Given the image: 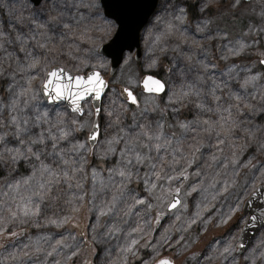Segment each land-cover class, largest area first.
I'll use <instances>...</instances> for the list:
<instances>
[{
    "label": "snow or ice",
    "instance_id": "snow-or-ice-1",
    "mask_svg": "<svg viewBox=\"0 0 264 264\" xmlns=\"http://www.w3.org/2000/svg\"><path fill=\"white\" fill-rule=\"evenodd\" d=\"M32 2L40 4L41 0ZM210 3L211 0H204L200 11L209 9ZM162 8L163 15H158L156 20L164 23V30L154 35L148 48L150 55L143 66L149 72L138 79L129 77L127 86L121 87L123 102L111 100L109 107L98 103L108 87L100 69L107 66L108 56L119 61L124 49L131 47V41L137 30L144 25L151 10L146 0H43L40 13L29 18L27 33L23 28L14 29V34L0 30V51L6 57L9 68L11 64H15V69L11 71L0 64V76H11L14 80L17 73L26 74V86L17 91L10 83L9 99L0 101V175L11 177L10 182L5 179L4 187L7 190L0 189V194L8 198L0 200V212L4 213L0 215V235H17L16 232L7 231L5 225L9 223H32L39 227L42 219L45 227L56 228L76 223L78 218L72 214L59 216L44 213V208L55 204L68 193L70 198L63 202L71 207L72 213H78L85 206L86 198L90 197L91 208L96 209L98 216L113 213L131 216L139 205H144L149 210L160 206L167 210L178 207L187 209L184 198L199 192L201 200L195 205L197 211L184 223L192 225L197 221L206 222L210 217L202 218V212L223 195L232 194L239 183L241 168L255 169L259 176L253 177L250 189L244 190L242 195H236L227 213L219 215V223L227 224L229 230L238 228L239 233H243L249 225L264 230V207L256 205L258 214H245L241 208L242 202L247 206L246 197L250 199L258 195L257 182L264 187V162L257 167L252 162L255 157L241 161L242 155L249 148L264 156V119L257 123V117L264 118V83H260L264 79V72H253L246 68L241 77L238 66L232 63L226 73L227 80L235 81V86L243 90L241 94L233 91L227 81L217 82L213 78L214 73L209 76L210 69L216 65L200 60L198 64L201 74L197 75L196 80L200 83L211 80L206 93L210 100L203 99L204 93L196 84H182L179 91L171 90L166 80L150 70L161 66L160 57L169 50L170 38L188 42L182 31V25L188 18V9L183 0H165ZM165 16L169 18L165 19ZM98 19L100 23L96 22ZM17 20L22 23L19 17ZM210 23V20L205 19L203 26L196 25L195 31L203 33ZM109 37L110 43L101 50V43ZM192 43L196 41L193 40ZM9 45L13 46L11 51L8 49ZM247 47L246 43L238 41L236 46L227 48L226 51L235 57L241 55ZM179 48L180 44L177 43L173 50ZM260 55L264 57V52ZM222 58L227 60L228 56ZM66 63H72L76 75L68 70ZM260 64L264 65V59L260 60ZM82 68L89 71L80 74ZM171 71L169 68V72ZM37 77L39 86L34 87L33 81ZM134 85L141 86L142 92L147 94L143 109L134 92ZM250 87L252 91H249ZM218 92L221 94L218 95ZM40 94L52 101L69 100L74 113L81 117L87 114L95 118L67 120L61 113L53 118L47 110H40ZM160 94L168 96L169 106L177 116L180 107L175 105L183 107L185 103H190L198 110L192 120H176V126L184 130L180 136L172 133L170 138L164 131L167 107H147L149 99ZM192 97L196 99L193 100ZM89 101L93 103L85 109L84 103ZM129 102L135 107L129 108ZM157 111L160 112L157 120H149L146 116V112ZM129 112L132 131L127 130L122 119ZM202 113H213L217 118L204 119L201 118ZM101 119L105 121L103 132ZM109 128L116 129V132L108 133ZM85 129L86 138L80 139L78 134ZM185 132L195 133L190 137L192 143L187 147L182 139ZM206 138L215 140L214 144L209 145L215 152L210 155V162L207 163V168L216 169L215 175L209 177L207 172L198 169L195 175L205 177L207 182L200 180L185 189L183 181L193 174L189 169L196 164ZM121 144L123 146L119 147ZM90 155L105 163L114 157L116 159L106 169H101L90 162ZM139 166H144L146 170L142 173ZM21 167L28 174L17 179L12 174L19 175ZM102 171L108 173L107 178L101 175ZM87 183H91L90 189L85 188ZM133 184H142L145 195L130 187ZM62 185L66 187H61ZM157 190L159 194L155 195ZM109 194L110 198H106ZM98 199L99 204H96ZM162 215L164 213L156 214L157 223ZM176 218L180 219L179 216ZM143 223L147 225V221ZM114 231H120L116 224L109 227L107 233L99 234V242L103 243V236ZM170 231L171 227L165 228L153 245L154 264H175L167 256L155 258L165 246L171 247ZM140 232H145L140 224L131 229V233ZM93 233V240H97L95 227ZM150 233L149 225L145 234ZM70 238L75 241L74 236ZM48 241L49 237L40 236L31 248V255L37 260L43 255L44 260H40L39 264H46L49 258H52L51 264H61L55 258L59 252L75 248L71 255H76L80 250L79 244L70 245L63 238L54 243ZM261 242L264 243V240ZM136 244L137 239L132 238L123 250L129 251ZM28 247L25 245V248ZM244 248L241 236L233 234L215 252L225 264L229 260L231 264H236L237 257L233 253L240 250L243 255ZM20 255L30 257L29 252H21ZM257 257L264 262V250L257 251L255 247L249 249L244 255L245 264H256Z\"/></svg>",
    "mask_w": 264,
    "mask_h": 264
},
{
    "label": "rangeland",
    "instance_id": "rangeland-1",
    "mask_svg": "<svg viewBox=\"0 0 264 264\" xmlns=\"http://www.w3.org/2000/svg\"><path fill=\"white\" fill-rule=\"evenodd\" d=\"M204 0H183L184 6L188 9V18L187 21L182 25V31H184L185 36L187 37V43H184L182 40L177 38H170L168 41V51L165 54H161V57H164L166 54L169 56L166 58V63L163 66V72L160 75V78L166 80L169 84L171 90L179 91L181 85L196 84L197 88H200L204 93L203 99L208 101L210 97L206 95L208 88L211 86V80H208L207 83H200L196 80L197 75L201 74V69L199 67L198 61L204 60L208 63L216 65V67L211 68L208 75L212 76L214 73V79L219 82L221 80L227 81L233 91H239L243 94V90L235 86V81L227 80V70L232 63H235L239 70L240 75L243 77L244 70L251 69L253 72H264V68L260 65H238L237 58L249 51H254L257 53L264 52V0H253L252 2L246 3L244 0H239L237 3L236 0H211L210 6L218 5L220 8L219 12L213 11L212 7L210 9L212 12H215L212 16H209L208 10L204 12L200 11L202 3ZM165 3V0H159L158 8L150 19L147 26L141 32V52L142 58L139 62H136L134 59V54L126 53L124 55V60L119 67L118 71L113 75H109L110 69V60L105 68L100 69L103 76H105L107 82H109L108 90L102 99V105L105 107L110 106L111 100H116L117 103H122L123 100L118 94V86H127V79L129 77L133 79H138L142 74L138 73V70L143 73L149 72L143 66L147 63L148 48L151 44L154 35L164 30V23L156 20L158 15H163L162 5ZM8 5V7H4ZM43 6V0L41 4L35 7L29 0H0V30L5 32H12L14 34V29L23 28L25 33L28 31L29 27V18L33 14H39L40 9ZM233 16L249 17L250 20L248 24L237 34L231 33L230 29H227L222 25L225 18H231ZM17 17L20 18L22 23H19ZM169 17L165 16V19ZM208 19L211 23L207 26L203 33L196 32L195 28L197 24H202V22ZM100 23L98 19L96 21ZM231 22V21H230ZM229 22V23H230ZM250 29H252L250 31ZM210 37V38H206ZM111 39H105L101 46L108 42ZM196 43H192V41ZM241 41L248 45L246 50L241 53L239 56H231L226 49L231 48L237 45V42ZM255 41V43H253ZM179 43V50H173L174 46ZM11 45L8 46L9 51L12 50ZM183 53V55H182ZM228 56V59L225 60L222 57ZM261 57V55L259 54ZM130 59H126L129 58ZM186 57H191L187 59ZM259 57V58H260ZM0 64L9 71L15 69V64H9L6 62V57H4L3 52L0 51ZM227 66V67H226ZM66 67L72 74H77L73 71L72 63H66ZM169 68L172 69L169 72ZM180 71L177 72L176 70ZM153 70V69H152ZM89 71V69H81V73ZM151 71V70H150ZM35 74V73H33ZM26 74L17 73L15 79L11 76H0V101H6L9 99L8 85L13 84L14 90H19L20 87L26 86ZM264 83V79L260 81ZM33 86H39V77L37 80L33 81ZM134 92L141 101V109L145 107L144 97L147 94H144L140 91L139 85H134ZM249 91H252L251 87ZM227 90H225V93ZM218 95L221 93H217ZM193 100L196 97H192ZM40 110H47L51 117H55L57 113H61L62 117L67 120L71 119H82L90 120L94 117H89L85 114L83 117L72 114L68 111L67 107L64 104L58 106H49L43 96L40 94L38 101ZM91 106V101L84 103L85 109H88ZM129 108H134L135 106L127 105ZM158 108H168V111L165 113V128L164 131L171 138V134L175 133L176 136H180L184 130L176 126V120H192L193 117L197 114V111L194 106L190 103H185V106L181 107L180 105H175L180 107V113L177 114L172 112L171 106H169L168 96L162 94L156 97H152L148 101V108L157 107ZM146 116L149 120H157L160 118V112H146ZM201 118L207 119H216L217 117L213 113H202ZM124 126L128 131H132V121H131V112L128 116L122 118ZM138 119H140L138 117ZM261 117H257V123L261 121ZM140 122H143L140 119ZM101 131L103 132L105 121L101 119ZM116 129L109 128L108 133H115ZM87 134V129L82 130L78 135L80 139H85ZM195 133L185 132L182 139L184 141L185 147L188 144L192 143L191 136ZM203 135V134H202ZM199 139V137H197ZM103 139V136L101 137ZM175 143V141H173ZM215 140L211 138H206L204 141V147L201 149V152L198 154V159L196 164H193L189 169L193 173L188 180L183 181V188H188L192 184H197L200 180H205V177H197L195 172L199 169L202 172H207L208 176L211 177L215 175V168H207V163H209V157L212 153L215 152V149L209 147V145L214 144ZM123 145H119L122 147ZM154 154V153H153ZM225 154H227V149H225ZM255 157L253 159V164H256L257 167L264 162V156H261L259 153L254 152L249 148L241 157L243 162L245 159ZM90 162L101 169H106L113 160L105 163L104 161L95 160L89 156ZM141 172L143 173L144 166H139ZM220 171L223 172L221 169ZM28 172L21 167L19 169V175L13 173L12 175L15 178L19 179L21 175H27ZM101 175L107 178L108 173L102 171ZM228 175H231V168L228 169ZM258 177L259 173L255 169L251 168H241L239 169V183L236 188L232 191L231 195H223L222 198L217 199L208 205L207 208L202 212L203 217H210L206 222L197 221V223L192 225H187L184 223L189 217L192 216L194 212L197 211L196 203L201 200L199 192H195L190 196L184 198L185 203L187 204V209L177 208L173 212H167V210L160 206L155 207L151 210L147 209L144 205H139L133 210L131 216H122L115 213L111 215H102L98 216L95 208H91V203H89L90 197L86 198L85 206L80 209L78 213H72L71 207L64 204L65 199L70 198V193L62 196L55 204L44 208V213L47 215H67L72 214L78 219L76 223H69L61 228H56L54 226L45 227L43 220L39 221L40 226L37 227L35 224L28 223L24 225H12L6 224L5 228L9 232H16L15 237L9 236L7 234L0 235V264H39L40 260H44L43 255L39 256V260L35 256L31 255V248L34 246L35 241L38 237L44 236L49 237V243H54L55 240L63 238L67 241L68 244H79L80 250L78 254L71 255L72 251H75V248L65 249L59 252L56 255V259L61 261V264H154L152 257L155 256L153 252V245H155L156 240L160 238V234L164 231L165 228L171 227L169 233L171 237V247L165 246L160 250V255L156 256V259L162 257H172L179 264H225L221 257L215 252L217 247L222 248L224 243L230 240L233 234H239L238 228H231L227 224L219 223V215L227 213L228 208L232 205L236 199L237 194H243L244 190L250 189L253 183V177ZM5 179H8L9 182L11 177H6L5 175H0V189L6 191L4 187ZM118 181V177L116 178ZM218 179H220L218 177ZM207 181L205 180V183ZM260 185L259 182L256 183V187ZM66 187V186H61ZM130 187L135 188L141 195H145L143 192V185H131ZM86 189L91 188V183L85 184ZM155 195L159 194L157 190ZM110 198V194L108 197ZM8 198L0 194V200H7ZM247 199V197H246ZM11 203V201H9ZM50 204L51 202H46ZM96 204H99V199L95 201ZM214 205V207H213ZM244 203H241V208H243ZM118 207H123L118 205ZM91 208V210H89ZM164 213L161 220L157 223L155 220L157 213ZM138 213V215H137ZM4 213L0 212V215ZM177 216L180 217L177 220ZM147 221V225L143 222ZM230 223V222H229ZM76 224L79 226L77 227ZM113 224L119 226L120 231H114L107 235L103 236V243L99 242V234L107 233L108 228ZM137 224H140L141 227L145 228V232L140 233H131V229L136 227ZM151 227L150 235L145 234L148 230V226ZM96 228L97 240H93V228ZM242 227V225H241ZM75 237L73 241L70 237ZM137 239V244L134 245L131 250L124 251L123 249L130 241V239ZM264 240V230H259L255 235L254 239L250 242L244 254L233 253L237 257L236 264H245L244 255L247 254L248 250L255 247L257 251L264 250V243L261 241ZM148 245L147 247L145 245ZM25 245H28V248H25ZM45 247L47 245H44ZM21 252H29L30 257H22ZM67 257V259H65ZM51 259L49 258L46 264H51ZM231 264V260L227 262ZM256 264H264L259 257L256 259Z\"/></svg>",
    "mask_w": 264,
    "mask_h": 264
},
{
    "label": "water",
    "instance_id": "water-1",
    "mask_svg": "<svg viewBox=\"0 0 264 264\" xmlns=\"http://www.w3.org/2000/svg\"><path fill=\"white\" fill-rule=\"evenodd\" d=\"M35 7L39 6L40 4H34L32 2V0H29ZM253 0H244V2L246 3H249V2H252ZM42 2V0H41ZM146 2L151 6V10L148 12L147 14V18L145 20V23L143 26H141L137 32H136V35L134 37V39L131 41V47L130 48H125L124 49V52H123V55L122 57L119 59V61L117 60H114L113 57L111 56H108L107 58L110 60V69H109V75L110 76H113L117 70L119 69L120 65L122 64L123 62V59H124V55L126 53H134V59L135 61H140L141 60V57H142V52H141V32L142 30L144 29V27L148 24L149 20L151 19V17L154 15L157 7H158V3H159V0H146ZM111 39L106 42L105 44H103L101 46V50H103L104 47H106L109 43H110ZM261 59H264V57H261ZM261 65V64H260ZM263 68H264V65H261ZM73 75H76V74H73ZM145 75V74H144ZM104 79L106 80L105 76H104ZM107 81V80H106ZM108 86H109V83H108ZM121 87L120 86L118 88V93H119V96H120V92H121ZM108 87L106 88L105 90V93L107 91ZM140 89L142 91V87L140 86ZM105 93L103 94V97L105 95ZM45 100V102L49 105V106H57L59 104H65L68 108V110L72 113V114H76L77 116H80V114L78 113H74L71 109V106H70V101L69 100H66V99H61V100H57V101H52V100H49L47 99L46 96H44L43 94H41ZM162 95V94H160ZM120 98L123 100V97L120 96ZM103 99V98H102ZM93 103V101H91ZM99 104L102 103V100L100 102H98ZM129 105L130 102H129ZM95 118V117H94ZM257 191H258V195L257 196H254V197H251L250 199H248V203H247V206L243 205V208H242V211L245 213V214H248V213H252V214H258L259 212V209L256 207V205H260L261 207H264V187H261V185H258L257 187ZM167 210V209H166ZM176 209L174 210H167V212H173L175 211ZM260 229L258 228V226H252V225H249V227L243 232V233H239V235L241 236L242 240H243V243L245 245V248L243 250V252L246 250V248L248 247V245L250 244V242L254 239L255 235L258 233ZM238 254H241L240 253V250L237 251ZM172 258V257H170ZM173 259V258H172ZM174 260V259H173ZM175 261V260H174ZM175 264H179L175 261Z\"/></svg>",
    "mask_w": 264,
    "mask_h": 264
},
{
    "label": "trees",
    "instance_id": "trees-1",
    "mask_svg": "<svg viewBox=\"0 0 264 264\" xmlns=\"http://www.w3.org/2000/svg\"><path fill=\"white\" fill-rule=\"evenodd\" d=\"M212 7L213 11L219 12L220 8L218 5L210 6ZM215 12H212V10L209 8L208 14L209 16H212ZM226 20L223 21L222 25H224L227 29L231 30V33L237 34L248 24L250 18L246 16L236 17L233 16L231 18H225ZM231 21V22H230ZM230 22V23H229ZM259 54L257 52L249 51L245 54L241 55L237 58L238 65H252V66H258L259 65ZM169 56V54H166L164 57L161 58V66L157 69L151 70L153 74L158 73L159 76L163 72V66L166 63V58ZM260 67V65H259ZM261 68V67H260ZM139 74H144L142 71L138 70ZM148 73V72H147Z\"/></svg>",
    "mask_w": 264,
    "mask_h": 264
},
{
    "label": "flooded vegetation",
    "instance_id": "flooded-vegetation-1",
    "mask_svg": "<svg viewBox=\"0 0 264 264\" xmlns=\"http://www.w3.org/2000/svg\"><path fill=\"white\" fill-rule=\"evenodd\" d=\"M139 89H140V86H139Z\"/></svg>",
    "mask_w": 264,
    "mask_h": 264
}]
</instances>
